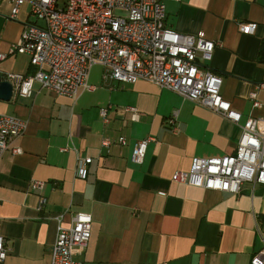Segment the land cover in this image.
Wrapping results in <instances>:
<instances>
[{"label":"crops","instance_id":"1","mask_svg":"<svg viewBox=\"0 0 264 264\" xmlns=\"http://www.w3.org/2000/svg\"><path fill=\"white\" fill-rule=\"evenodd\" d=\"M163 3L166 27L215 43L206 66L222 78L221 96L241 114L240 124L264 118V0ZM10 9L0 0V76L32 75L29 56L12 50L24 23H40L26 5L15 20ZM248 23L255 31L242 34L239 25ZM102 75L94 66L87 83L95 90L74 96L34 84L29 97L12 89L9 100L0 99V115L26 123L0 158V235L8 249L0 264H49L56 218L68 227L74 213L92 219L88 245L76 257L81 264H251L264 243V185L243 183L234 195L171 182L195 158L232 155L239 125L151 83ZM261 84L254 109L248 97ZM106 107L104 124L99 109ZM128 108L136 109L135 119ZM147 137L153 141L143 163L133 164L135 145ZM102 139L110 146L103 148ZM78 159L91 160L85 177ZM32 181L43 189L32 191Z\"/></svg>","mask_w":264,"mask_h":264},{"label":"built area","instance_id":"2","mask_svg":"<svg viewBox=\"0 0 264 264\" xmlns=\"http://www.w3.org/2000/svg\"><path fill=\"white\" fill-rule=\"evenodd\" d=\"M9 19L15 20L21 6L26 5L36 22L23 24L20 39L12 51L29 56L35 68L32 75L7 74L0 83L9 82L20 97H29L34 84L59 95L74 96L79 89L94 91L87 79L94 66L103 69V80L120 84L145 81L177 94L183 100L203 107L224 120L239 125L241 135L230 156L211 159L195 158L189 171L173 173L171 182L237 195L243 183L264 185V118H248L240 124L241 114L221 96L222 78L206 63L211 60L215 43L200 33L181 35L165 26L163 0H9ZM180 2L181 0H174ZM256 24H240L242 34H252ZM4 56L0 55V61ZM258 85L249 94L251 106L257 101ZM108 107L99 109L104 124L108 123ZM133 118L136 109L128 108ZM176 120V113L170 123ZM26 123L14 116L0 115V158L9 142L21 137ZM147 137L139 141L131 162L143 163ZM125 145L124 140H119ZM109 139L101 146L109 147ZM19 154V149H13ZM90 159H78V171L85 177ZM44 183L32 181L30 189L41 191ZM59 222L49 264H81L76 260L86 249L91 236V216L74 213L71 224ZM5 239L0 235V263L7 257ZM251 264H264V243Z\"/></svg>","mask_w":264,"mask_h":264},{"label":"water","instance_id":"3","mask_svg":"<svg viewBox=\"0 0 264 264\" xmlns=\"http://www.w3.org/2000/svg\"><path fill=\"white\" fill-rule=\"evenodd\" d=\"M12 95V85L9 82L0 83V99L9 100Z\"/></svg>","mask_w":264,"mask_h":264},{"label":"trees","instance_id":"4","mask_svg":"<svg viewBox=\"0 0 264 264\" xmlns=\"http://www.w3.org/2000/svg\"><path fill=\"white\" fill-rule=\"evenodd\" d=\"M260 60L264 63V42L262 43L261 47Z\"/></svg>","mask_w":264,"mask_h":264}]
</instances>
